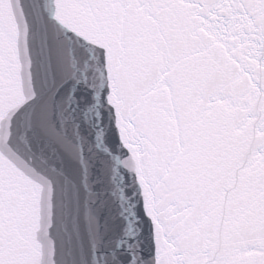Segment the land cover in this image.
Instances as JSON below:
<instances>
[{
	"label": "snow or ice",
	"instance_id": "1",
	"mask_svg": "<svg viewBox=\"0 0 264 264\" xmlns=\"http://www.w3.org/2000/svg\"><path fill=\"white\" fill-rule=\"evenodd\" d=\"M0 264H264V0H0Z\"/></svg>",
	"mask_w": 264,
	"mask_h": 264
}]
</instances>
